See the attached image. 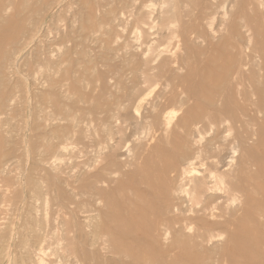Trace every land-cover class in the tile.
<instances>
[{
	"label": "bare ground",
	"instance_id": "6f19581e",
	"mask_svg": "<svg viewBox=\"0 0 264 264\" xmlns=\"http://www.w3.org/2000/svg\"><path fill=\"white\" fill-rule=\"evenodd\" d=\"M258 1L220 11L215 0H0V264H47L49 254L50 264H102L107 251L264 264V251H248L264 225ZM122 21L152 38L143 57L113 64ZM44 27L72 45L42 48ZM87 39L104 42V70ZM27 50L41 88L10 78Z\"/></svg>",
	"mask_w": 264,
	"mask_h": 264
},
{
	"label": "rangeland",
	"instance_id": "374dc122",
	"mask_svg": "<svg viewBox=\"0 0 264 264\" xmlns=\"http://www.w3.org/2000/svg\"><path fill=\"white\" fill-rule=\"evenodd\" d=\"M218 2L217 10H226L228 5H226L227 0H215ZM250 7L254 8L256 12L260 16H264V0H259L254 4V7L252 4L249 5ZM220 16V14H219ZM218 16V17H219ZM228 17V15H225ZM49 23V20L47 22V25ZM64 21L59 22V26L62 29L63 28ZM217 24V23H216ZM217 26V25H216ZM45 35L40 34L37 42L42 48L53 49L51 51L52 54H57L58 50H61L64 45L71 46L72 41L66 40L64 44H61L60 42H57L56 40H53V38L56 36L55 34V28H49V30H46V27H44ZM117 33L113 35L112 40L110 41L109 45L111 47V50L109 52L110 60L113 64L120 63L123 57H133V58H139L143 57L146 52V47L150 44V40L152 36L147 37V39L144 36H140L136 34L135 28L131 26V24L128 21H122L121 23L116 25ZM34 44L31 42L29 44V50L33 48ZM104 42L103 41H96L92 39H87L86 42L83 45V49L89 54V57L92 61L95 63V67L97 70H104L105 64L100 60L101 57V51H104ZM31 47V48H30ZM29 51H23L19 57L16 64V69L13 70V73L10 74V78L15 81L18 79H21L23 81H26L27 83L30 82L31 78L33 77L34 80H36V86L41 88L43 84V77L38 73V68H34V64H27L26 59L29 57ZM76 54H73L75 56ZM153 61L152 63H154ZM32 68V69H31ZM207 78L198 77L195 81V84H199L202 80H205ZM211 79V78H210ZM108 81H112V78H107ZM161 80L163 78L161 77ZM20 82V81H19ZM30 85V83H29ZM32 86V85H31ZM140 86H142V83H140ZM156 90L155 93L158 92L161 88L167 87V82L162 84L155 85ZM180 88V86L178 87ZM152 95L149 97L151 98ZM138 109V112L144 111V104L141 107L133 106L132 110L135 111ZM259 115V113H257ZM228 133V132H227ZM24 159H22V162ZM28 163V162H27ZM26 163V164H27ZM22 164V163H21ZM45 166V170H39L40 174H44L45 176H49L50 170L47 168V165ZM12 165L9 167V170L11 169ZM17 166L12 167V171L10 174L17 175L19 174V171L17 169ZM126 169H132L129 166H125ZM124 188H121V191H123ZM115 194V193H114ZM253 239H250L249 241V248L248 251H264V225H260L256 231L252 234ZM80 240V243H79ZM83 239H75L73 240V246L76 248L80 247V244L82 243ZM123 241V239H121ZM135 243H138L137 240H132ZM125 243L127 241L124 239ZM133 243V244H135ZM87 249L88 246H87ZM235 251H242L241 249H236ZM81 252L82 251H76ZM86 252V251H85ZM148 257L151 260H156L157 264H161L162 260L167 263V256L161 257L157 252L155 251H107L104 253L102 258H97V262H100L102 264H144L143 258ZM46 263L50 264L53 261H56L57 256L53 254L45 255ZM137 262V263H136ZM56 263V262H55Z\"/></svg>",
	"mask_w": 264,
	"mask_h": 264
}]
</instances>
